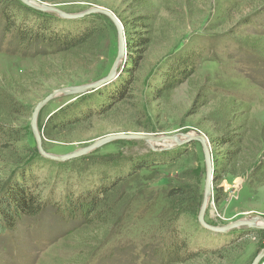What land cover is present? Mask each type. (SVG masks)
Here are the masks:
<instances>
[{
    "label": "rangeland",
    "instance_id": "rangeland-1",
    "mask_svg": "<svg viewBox=\"0 0 264 264\" xmlns=\"http://www.w3.org/2000/svg\"><path fill=\"white\" fill-rule=\"evenodd\" d=\"M15 1L0 0V196L19 182V176L29 177L30 162L39 155L30 127L35 106L54 91L106 77L118 48L114 27L97 15L61 19ZM36 1L67 14L108 10L121 22L123 32L134 18L149 19L143 35L146 45L135 52L125 47L109 83L83 95H59L40 110L36 131L45 153L67 156L119 135L201 134L209 142L213 167L204 222L224 228L254 217L264 220V154L256 168L232 177L226 173L228 145L215 143L225 126L222 112L228 109L227 99L234 100L231 126L245 120L257 134L264 131V0ZM7 6L18 27L39 30L33 15L54 19L51 30L58 34L101 25L98 42L69 52L57 53L49 46L18 52L15 39L4 34V21L11 15L4 18L1 12ZM20 8L30 14L21 16ZM13 9H18L17 15ZM197 48L203 57L186 70L172 92L156 98L166 66ZM8 98L17 112L10 109ZM242 112L245 115L239 117ZM166 143L150 146L144 141L114 140L59 165L45 158L41 165L35 163V193L47 207L36 219L0 233V264H253L264 250V229L220 233L203 228L197 220L206 177L201 145L163 149L172 145ZM243 146L248 153L255 147L246 142ZM135 158L140 161L133 173L120 177L110 224L86 225L87 216L76 208L86 201L84 196L116 180L107 166L126 171L123 162ZM104 162L109 164L102 168ZM100 178L108 180L99 185ZM172 189L184 190L190 201L171 207L165 196ZM73 207L76 215L65 213ZM176 241L188 250L185 261L155 253L174 248ZM257 264H264V255Z\"/></svg>",
    "mask_w": 264,
    "mask_h": 264
},
{
    "label": "trees",
    "instance_id": "trees-1",
    "mask_svg": "<svg viewBox=\"0 0 264 264\" xmlns=\"http://www.w3.org/2000/svg\"><path fill=\"white\" fill-rule=\"evenodd\" d=\"M11 1L16 2L15 0ZM9 8L10 6H7V9H3L1 12V14L3 13L2 17L4 18L10 17L11 15L8 20L4 21L6 24L4 34L11 35V37L15 39L16 43L14 44H16V50H18V52H27L28 50L31 51L30 49L34 50L35 47L42 46L51 47L49 50L54 49L55 51L56 49L57 53L69 52L72 50H80L81 48L86 47L90 44H93L95 46L98 42V31L100 30L101 25H99L98 28L96 26H93V24L92 26H88L85 29L76 31L72 34H58L57 31L51 30L50 22L54 19L51 20L49 18H43L39 15H33L39 20L37 24L39 30L28 28L24 25L18 27L13 22L14 15L11 14V10ZM24 8L38 12L37 10L29 8L26 5L24 6ZM17 10L18 9H13L16 15L18 13ZM25 13L26 12L20 8L19 14L23 16V14ZM97 18L110 22V20L103 15H97ZM148 21L149 19L147 16H138L134 18L133 22H130L128 24L129 26L127 25V28L125 26L126 29L124 30V35L125 37L127 36L126 51L128 49L133 52L139 51L144 45H146L147 40L143 35L147 34ZM110 24L113 26L111 22ZM137 29H140L141 32ZM203 54L204 52L200 48H197L196 50H193L191 54H183L182 57L173 59L164 70L163 84L155 90L156 98H161L162 96L172 92L180 83L181 78H183V76H186V70L193 66L194 61H198L200 57H203ZM122 91L123 89L118 92L120 96ZM8 99L9 101H11L10 103H12V107H10V109L14 112H17L18 108H16L15 110V104L12 98ZM97 99L99 101L102 100L100 95L97 96ZM85 102H83V105L81 106L82 108L85 107ZM233 102L234 100L227 99V105L225 106H228V109L223 110L222 112V117L224 118L223 124L225 126L220 131L222 136H220V138L216 140L215 143L218 146L228 145L225 153V165L228 168V171H226V173L232 177H239L244 176L245 172L249 169L256 168V163L260 162L261 157L264 154V131L260 130V132L257 134L256 132H254L255 128L245 120L240 122L235 127L231 126V123H233V120L235 119V116H233L234 111L232 110ZM102 108L103 107H101V110ZM244 115L245 112H242L238 116L243 117ZM67 120L68 118L63 120V122H67ZM248 138H250L251 140ZM244 142L248 143V145H251L252 143L253 145H255V147L248 153L247 148L243 146ZM195 144L197 143H190V145ZM35 158L32 160V162H30L32 164V166L31 164L29 165L31 167V170H27L28 174L30 173L29 177H27V179L25 180L24 176H19V182H13L12 185H9L4 189V194L0 196V233H5L9 230L14 229L17 223H20L22 221L36 219L45 210V207H47L46 202L40 198V194L35 193V189L37 187L36 184L38 183L36 182V177L34 175V172L37 170V167L35 166H37V164L41 165L42 162L47 160L40 157V154L36 155ZM139 159L140 158H135V160L133 159L132 161L126 159V161L123 162L126 171H123L122 168L120 169V167L118 170L117 165L107 166V164L109 163L104 162L102 168L107 166L108 171H111V173L116 177L115 181L117 182V184H114L115 181H113L110 185L104 184V186H102L101 188L96 187L93 189L94 192H92V190L90 191L91 193H88L84 196V199L86 201H81V206L76 208H79L77 209L79 213L82 211V213H84V216H87V220L85 221L86 225L92 226L99 223H102L104 225H107L108 223L110 224L109 221L112 220L116 214V206L114 202L119 192L118 185H120L123 181V179H121L120 177L131 175L135 169L134 166L136 165V162L140 161ZM25 162L29 163L27 161ZM50 163L56 162L50 161ZM93 163L94 162H91V164ZM56 164L59 165L60 163ZM105 180L108 179L100 178L96 180V182H99L98 184L100 185V181L105 182ZM91 187H89L88 189L90 190ZM89 190L87 192H89ZM165 198L171 207L178 206L180 203H188L189 200L186 192L179 189L170 190L166 194ZM70 203L74 204L72 200H70ZM76 208L73 207L70 212L65 211V213L68 215L70 214V216L76 215ZM177 209H179V207ZM177 212L179 213L180 211L178 210ZM155 251L156 249H154V252ZM187 251V248L181 241H176L174 248L165 249L163 247L162 250L155 253L158 254L159 257L163 255L165 259H172V261L174 260L175 262H181L185 261L182 259L183 256L188 253Z\"/></svg>",
    "mask_w": 264,
    "mask_h": 264
},
{
    "label": "water",
    "instance_id": "water-1",
    "mask_svg": "<svg viewBox=\"0 0 264 264\" xmlns=\"http://www.w3.org/2000/svg\"><path fill=\"white\" fill-rule=\"evenodd\" d=\"M22 4L26 5L29 8H32L34 10L44 12V13H52L56 15L57 17L61 19H79L87 15H103L107 17L110 22L113 24V26L116 29L117 33V39H118V48H117V57L116 61L109 72V74L102 78L101 80L88 84V85H83V86H78V87H72L68 89H61L52 92L50 95H48L45 99L41 100L34 108L31 116V122H30V127L32 130V133L35 137V140L37 142V150L39 154L50 161L56 162V163H62V162H67L69 160H72L77 157H82L85 154L97 149L98 147L105 145L109 142H112L114 140H138V141H144L148 145L152 146L154 144H158L160 142H171V146L168 147V149H172L175 147H180L182 145L190 144L192 142L199 143L201 145L202 151H203V156H204V162H205V188H204V196H203V201L202 205L200 207V211L198 214V222L199 224L205 228L208 231L212 232H228L233 229H264V220L260 217H254L246 221H239L235 222L227 227L224 228H219V227H210L208 226L204 220L203 216L205 213V210L207 208V203L208 199L212 193V173H213V167H212V155L210 153V148H209V142L207 139L197 133H180L176 134L173 136H150V135H144V134H132V135H119V136H114V137H107L101 140L96 141L92 145L88 146L87 148L81 149L79 151H76L72 154H69L67 156H53L45 153L41 147V143L39 140L38 132L36 131V121H37V116L40 112V110L47 105L50 101H52L54 98H56L59 95L62 96H72V95H83L86 93H90L92 91H95L97 89H100L104 87L107 83H109L116 75L118 65L120 64V61L123 59L125 56V38H124V32H123V26L121 22L117 19V17L110 11L105 10V9H100V8H92L87 11H84L81 14H67L64 12H61L55 8H52L50 6H47L41 2H38L36 0H19ZM167 149V148H163ZM257 223H260L258 225ZM263 223V224H262ZM264 255V250L262 251L261 255L257 257L255 262L253 264H257L258 261L261 259V256Z\"/></svg>",
    "mask_w": 264,
    "mask_h": 264
},
{
    "label": "bare ground",
    "instance_id": "bare-ground-1",
    "mask_svg": "<svg viewBox=\"0 0 264 264\" xmlns=\"http://www.w3.org/2000/svg\"><path fill=\"white\" fill-rule=\"evenodd\" d=\"M167 141H164V142H160V143H164L165 145L167 144L166 143ZM171 143V142H170ZM159 144V143H158ZM158 144H156V145H158ZM168 146H171V145H167V146H163V147H165V148H167ZM258 225H260V223H257Z\"/></svg>",
    "mask_w": 264,
    "mask_h": 264
}]
</instances>
